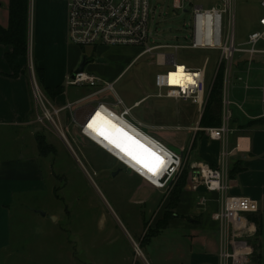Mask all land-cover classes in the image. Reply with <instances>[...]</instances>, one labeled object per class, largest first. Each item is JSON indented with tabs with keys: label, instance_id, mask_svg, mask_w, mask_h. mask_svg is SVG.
Masks as SVG:
<instances>
[{
	"label": "crops",
	"instance_id": "1",
	"mask_svg": "<svg viewBox=\"0 0 264 264\" xmlns=\"http://www.w3.org/2000/svg\"><path fill=\"white\" fill-rule=\"evenodd\" d=\"M5 4V12L1 13L0 9V25L3 27L7 25L8 0H5ZM33 4L32 0H29L28 48L26 56L17 59L16 64L21 69L17 77H12L4 57L12 51L11 47L0 45V264H31L30 258L43 256L46 242L52 240L57 248L54 249L55 264H142L135 258L133 240L123 224L127 252L123 246L114 245L115 230L106 225V219L98 221L96 235L102 238L101 244L107 247L98 255L96 250L99 242L91 235L93 233L86 234L83 245L78 244V237L76 240L69 236L64 238L60 233L62 229L58 227V216L55 212L45 209L46 195L50 193L56 196V189L49 186L53 181L50 177L52 165L47 164L46 155L39 152L37 136L40 132L38 123L35 122L37 112L30 90L29 73L26 71L29 58L34 63L30 44L34 25L39 29V38H57L58 41L62 40L67 48L70 46L66 40L65 6L63 19L54 14L51 10L54 5L49 3V11L39 12L34 20ZM53 23H59L55 31ZM76 50L73 58L67 60L64 77L73 74L85 56L84 50L77 47ZM86 57L89 61L106 59L104 53H91ZM243 61V58L236 61L239 64L229 90L232 105L231 132L228 136L211 140L204 132L206 128L186 126L174 134L175 136L164 139L169 150L181 154L184 167L188 168L186 183L165 227L155 230L144 240L143 236L147 231H154L163 219L169 196L167 203H164L156 215L150 217L157 190L138 184L132 193L130 203L137 205L143 223L142 230L137 228V236H140L142 244L146 242L145 264H159L155 262L153 252L149 251L148 246L163 230H168V235L173 241L179 242L184 250L180 249L178 244L168 256L162 258L161 264H220V234L212 215L221 209L225 197L228 196H246L258 203V212L247 217L255 226V235L251 239L255 258L258 264H264V63L254 59L247 66L243 65ZM36 67L42 68L38 62ZM42 69L45 74V87L62 86L49 83L47 71ZM62 95L58 96L56 101ZM96 104L92 102L91 106ZM91 114L86 124L92 138L93 131H117L123 128H128L129 132L136 134L135 130L112 116L107 108L93 109ZM199 120L200 117L196 125ZM42 136L48 145L53 146L44 134ZM223 152H226L227 156L224 157ZM193 163L221 169L223 179L229 186L228 191L208 192L203 186L195 185L194 172L190 169ZM160 168L154 175L161 173ZM60 216H67V210L63 209ZM27 226H32V231H28Z\"/></svg>",
	"mask_w": 264,
	"mask_h": 264
},
{
	"label": "rangeland",
	"instance_id": "2",
	"mask_svg": "<svg viewBox=\"0 0 264 264\" xmlns=\"http://www.w3.org/2000/svg\"><path fill=\"white\" fill-rule=\"evenodd\" d=\"M220 0H186V12H173L172 0H150L151 15L150 28L152 30V43L181 45L184 44L186 35L185 25L189 22L195 6L209 9L216 5ZM261 0H234V33L237 47L245 48L247 36L260 29L259 19L263 16L260 6ZM2 3L1 13L5 12V0ZM34 2V4H33ZM49 3L58 18H64V5L57 0H32L35 19L39 12L49 11ZM56 25L53 23V30ZM36 25L31 32V50L33 61L29 58L28 71L30 78V90L33 97V84L36 83L41 93L50 100L54 107L64 106L67 101L73 102L81 99L91 92L87 87H68L64 85L67 60L73 58L77 52L76 46L65 43L57 38L50 40L45 37L39 38ZM53 31V37L55 32ZM40 39V40H39ZM259 47H264L260 44ZM78 48V47H77ZM79 49V48H78ZM85 56L91 54L85 49ZM140 48H100L94 55L105 54L106 59L103 63H97L96 59L89 61L84 70L97 75L106 82L113 83L116 95L122 99L128 107L137 103V108L131 112L133 120L141 125L145 133L149 136L158 138L166 147L164 142L166 137H173L179 130L186 126H195L199 117L195 106L189 102H181L164 97H158L154 89V76L160 71L156 66L157 51L138 56ZM244 57V54H235L234 62ZM177 63L192 68L206 67V85L210 92L216 68L219 61L218 53L213 50H180L175 55ZM264 63V54L255 55L253 60ZM38 64L47 71L48 82L55 85H62L64 92L61 97L50 99L42 87L37 82L35 65ZM30 67L33 68L31 71ZM209 98V93H208ZM34 100V99H33ZM94 97L83 100L76 104L75 111L90 105ZM208 101V99H207ZM207 104V102H206ZM206 107V105H205ZM204 107V109H205ZM204 112V111H203ZM38 113H40L38 109ZM203 114V113H202ZM201 114V115H202ZM39 127V134L46 136L47 140L53 145L52 150L46 152L47 164H51L50 177L53 179L51 185L55 187L56 196L50 193L46 195L45 209L55 212L58 216V227L61 228L62 237L69 236L76 240L78 244H84L87 233H93L95 240H98L97 252L105 250L106 245H102L100 236L96 235L97 223L100 219H106V225L115 230V246H123L126 252L128 247L123 235V225L128 230L134 244L138 245L140 254L133 252L136 260L145 264V243H141L140 236H137V228L143 229L140 210L137 205L130 203L132 193L137 185L151 187L157 190L154 198L155 205L149 213L152 217L156 215L167 203V197L176 183L178 177L172 180L167 189H158L151 185L146 179L151 180L154 173L164 168L162 155L165 153L162 148L157 146L152 140L137 129L133 134L130 129L123 128L117 131L98 132L93 131V140L115 156L120 158L135 172L126 169L119 164L113 157L99 147L93 145L83 137L77 136L75 123L68 117V112L63 111L59 115V126L61 127L66 141L61 139L52 127L46 123ZM207 129V128H206ZM134 131V130H133ZM206 132V131H204ZM175 134V135H174ZM148 144V146H147ZM114 167V170L112 168ZM119 170V171H118ZM118 173L115 174V172ZM166 207V205H165ZM63 209L67 210V216H60ZM145 214L147 211H144ZM51 221L52 218L49 217ZM148 219V217H147ZM150 219V218H149ZM69 222L66 223L65 221ZM123 224V225H122ZM15 226L16 223H15ZM28 231H32V226H27ZM156 229L148 230L143 236L153 234ZM168 230L161 231V235L153 238L149 247L152 250L155 262L161 264L162 258L168 256L179 242L173 241L168 235ZM142 240V241H143ZM44 257L30 258L31 264H55L54 241H47ZM180 249H183L181 244ZM182 246V247H181ZM57 249V248H56ZM184 250V249H183ZM37 252V251H36ZM165 263V262H164Z\"/></svg>",
	"mask_w": 264,
	"mask_h": 264
},
{
	"label": "built area",
	"instance_id": "3",
	"mask_svg": "<svg viewBox=\"0 0 264 264\" xmlns=\"http://www.w3.org/2000/svg\"><path fill=\"white\" fill-rule=\"evenodd\" d=\"M31 1V0H30ZM66 9V40L81 50L95 53L100 48H140L139 56L157 51L156 66L160 71L154 76V89L158 97H164L181 102H189L195 106L201 116L208 99L206 85V67L192 68L177 63L175 55L180 50H213L218 53L219 61L216 71L221 67L223 71L222 116L221 125L216 128L205 129L211 140H219L228 136L230 130L232 102L229 96L231 81L238 62H234L235 54H244L243 65L249 66L255 55L264 54L259 44H264V14L259 19L260 29L247 36L245 48L237 47L234 33V0H220L209 9L195 6L189 22L185 25L186 35L184 44L152 43L150 28L151 6L150 0H57ZM264 13V0L260 1ZM186 0H172L173 12H186ZM178 65L184 67L182 72L190 76L191 82L182 86L177 79ZM31 71L33 68L30 67ZM174 76V77H172ZM215 76V75H214ZM240 80V79H239ZM113 82H106L97 75L83 70L65 77L64 85L68 87H87L91 92L73 103H66L61 107H54L50 100L41 93L37 84H33V99L36 107L35 122L42 126L52 125L59 137L66 141L59 126V115L68 112V117L75 123L77 135L99 147L128 170L127 164L105 147L94 141L87 130L86 122L92 115L93 109L107 108L112 116L129 128L140 130L157 146L164 150L162 155L164 168L161 173L154 175L151 180L146 179L154 187L167 189L172 180L180 174L184 167L181 154L169 150L160 140L149 136L139 123L133 120L131 112L137 108L126 106L113 88ZM94 97L96 106L88 105L78 111L74 107L79 102ZM38 109L40 113H38ZM91 109V110H90ZM80 111V112H79ZM223 156H227L223 152ZM194 184L203 186L208 192L225 193L229 186L223 179L221 169L211 168L205 164L190 165ZM132 171V170H131ZM134 172V171H132ZM135 173V172H134ZM258 203L246 196L225 197L221 209L212 215L218 225L221 248L219 251L220 264H258L255 249L251 239L255 235V226L248 219L249 214L257 213ZM135 252L140 254L138 245L134 244Z\"/></svg>",
	"mask_w": 264,
	"mask_h": 264
},
{
	"label": "trees",
	"instance_id": "4",
	"mask_svg": "<svg viewBox=\"0 0 264 264\" xmlns=\"http://www.w3.org/2000/svg\"><path fill=\"white\" fill-rule=\"evenodd\" d=\"M28 5L29 0H8L7 25L5 27L0 25V45L9 46L12 49L10 53L4 56L11 69L12 77H17L18 74L21 73L20 67L16 64L17 59L25 57L27 54ZM35 73L38 84L50 99H54L63 94L64 89L62 86H57L55 88L45 87V74L42 68L36 67ZM222 89L223 71L220 67L215 74L206 107L199 120L198 125L200 128H216L221 125ZM37 144L41 155H45L47 151L52 150L51 146L45 142L42 135L37 136ZM187 172L188 168L183 167L181 174L173 185L169 193L167 210L163 215V219L156 226L157 231L164 228L168 219L172 217L173 212L171 210L179 201L180 194L186 183Z\"/></svg>",
	"mask_w": 264,
	"mask_h": 264
},
{
	"label": "bare ground",
	"instance_id": "5",
	"mask_svg": "<svg viewBox=\"0 0 264 264\" xmlns=\"http://www.w3.org/2000/svg\"><path fill=\"white\" fill-rule=\"evenodd\" d=\"M183 71H184V67L181 65H178V70H177V72H178L177 76L178 77H177L175 82H178L182 86H186L188 83L191 82V78H190V76L183 75V73H182ZM172 77H174V76H172Z\"/></svg>",
	"mask_w": 264,
	"mask_h": 264
},
{
	"label": "water",
	"instance_id": "6",
	"mask_svg": "<svg viewBox=\"0 0 264 264\" xmlns=\"http://www.w3.org/2000/svg\"><path fill=\"white\" fill-rule=\"evenodd\" d=\"M103 62H104V59H103V58H99V59L97 60V63H103ZM88 63H89L88 58H87L86 56H83L82 59H81V62L79 63L77 69L75 70V73H81V72H83L85 66H86ZM239 68H240V66H239ZM94 110H95V109H94ZM92 112H93V111H92ZM118 171H119V170H118ZM118 171H116L115 174L118 173Z\"/></svg>",
	"mask_w": 264,
	"mask_h": 264
}]
</instances>
